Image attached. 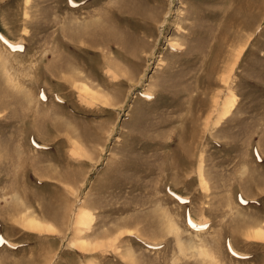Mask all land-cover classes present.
Here are the masks:
<instances>
[{"label":"rangeland","instance_id":"1","mask_svg":"<svg viewBox=\"0 0 264 264\" xmlns=\"http://www.w3.org/2000/svg\"><path fill=\"white\" fill-rule=\"evenodd\" d=\"M0 264H264V0H0Z\"/></svg>","mask_w":264,"mask_h":264},{"label":"bare ground","instance_id":"2","mask_svg":"<svg viewBox=\"0 0 264 264\" xmlns=\"http://www.w3.org/2000/svg\"><path fill=\"white\" fill-rule=\"evenodd\" d=\"M227 104H225V107H227L226 106ZM228 111V110H227ZM224 115V114H223ZM84 218H83V215L82 216H80V218H79V221L82 223L84 220H83ZM83 224V223H82ZM35 226H38L37 225V223L34 221V220H32V219H29L28 220V227L29 228H34Z\"/></svg>","mask_w":264,"mask_h":264}]
</instances>
